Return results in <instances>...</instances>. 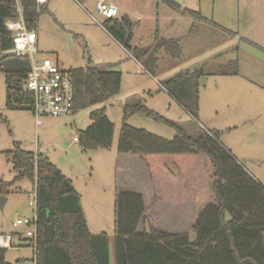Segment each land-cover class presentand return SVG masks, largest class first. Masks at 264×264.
Instances as JSON below:
<instances>
[{
	"label": "trees",
	"instance_id": "16d2710c",
	"mask_svg": "<svg viewBox=\"0 0 264 264\" xmlns=\"http://www.w3.org/2000/svg\"><path fill=\"white\" fill-rule=\"evenodd\" d=\"M19 3L29 28L37 29L47 4L38 10L36 0ZM17 17V1L0 0V72L5 75L7 109L32 110L33 97L24 89L31 60L10 52L13 37L5 26L7 19ZM103 27L153 73L156 58L145 59L150 50L131 46L130 21L107 19ZM236 53L219 74L240 75L238 48ZM69 71L74 80V112L103 104L120 93L119 71L101 70L91 60L87 66ZM205 74L204 68L182 70L163 82L194 118L199 116L200 79ZM135 113L171 125L178 133L167 139L134 127L127 120ZM90 119V125L79 132L80 145L84 149H109L115 125L106 107L93 109ZM13 145V149L0 153L9 158L17 174L12 181L0 178V195L8 196L24 179L37 185V264H264V185L220 142L216 130H202L193 137L143 102L124 107L118 158L133 159L136 166L126 171L124 163L118 164L122 165L120 174L125 173L136 190L116 186L112 247L106 232L90 231L74 181L46 154L25 150L18 141ZM201 157L210 167L212 200L194 216L192 231L165 230L155 221L149 224V209L156 210L167 199L179 200L182 193L186 194L181 175ZM7 251L0 248V264H11L6 260Z\"/></svg>",
	"mask_w": 264,
	"mask_h": 264
},
{
	"label": "rangeland",
	"instance_id": "374dc122",
	"mask_svg": "<svg viewBox=\"0 0 264 264\" xmlns=\"http://www.w3.org/2000/svg\"><path fill=\"white\" fill-rule=\"evenodd\" d=\"M77 1L94 13L93 3L84 2L83 0ZM120 1L123 4L126 3V0ZM150 1L144 0V4L149 7L148 11L153 12L154 9L148 4ZM173 1L182 7L187 6L194 10L205 11L209 14L207 16L215 12L217 20L230 27L235 33V38H232L229 44L223 46V50L227 52L220 59L225 60L231 55V48L239 45L240 64L246 78L236 80L243 84L246 89L250 88L251 85L253 91L257 90L260 93L257 96L262 97V101H259L254 94L252 98L246 97V105L249 100L257 102L259 114H250L252 117L251 122L243 123L242 120H237L238 114L228 112L229 109L225 107L220 108L222 96L226 92L221 77H209L207 86L203 85L201 90L202 106L198 118L192 117L166 89L164 90L172 97L166 95L167 97L164 98L162 107L157 113L177 123L180 128L193 137H198L202 130L215 129L214 125L219 127L217 129H220L221 133L220 142L232 152L251 175L264 185V89L260 87L264 86V0ZM57 5L60 8L57 15L48 13L49 8L54 7V4L43 9V12L39 15L37 27H40V33L44 41L57 49L61 59L69 62L72 67L84 66L87 59L85 50H90V47L80 36L77 38L74 34L68 33L64 29V25L65 20L69 21L73 23L72 26L75 29L74 23L84 19L85 13L71 0H60ZM129 5L134 8L137 7L134 2H130ZM162 15L164 16L163 12ZM139 18L142 19V17ZM102 19L101 21L104 20ZM207 19L210 18L207 17ZM147 31V24L144 23V28L139 30L137 35L147 36ZM98 36L102 42H108V39L104 36L99 34ZM39 53L35 55L36 59H39ZM56 56V53L48 54L42 59L54 60L53 57ZM211 65L214 68L215 63L211 62ZM66 68L69 67L66 66ZM246 79L258 85L249 83ZM203 84H205L204 81ZM239 87L237 84L232 85L231 90L234 91ZM162 96L157 95L156 100ZM115 97L103 104L79 110L67 116H45L38 126L32 110L7 109L5 75L0 72V150H11L14 147V141H18L25 150L34 152L39 150L41 153L46 154L76 184L82 195L83 208L90 231L92 233L106 232L110 237L111 247L114 238L116 186L136 190L131 188L127 175L125 173L120 174L122 165L119 166L118 161L124 163L126 171L136 166V162L132 163L133 159L122 161L118 158L117 144L124 109L113 103V100L116 102L118 100ZM230 98L234 100V98ZM169 100L170 105L168 104ZM216 103L217 105L213 106ZM235 104L236 107H239L244 102L237 101ZM103 106L108 108L116 125L113 145L109 149H84L80 142L75 140V137L79 136L80 130L90 125V112ZM244 115L247 116L248 114ZM127 122L134 127L146 129L167 139H173L178 133L175 127L144 114H131ZM227 125L240 126L238 129L235 128L230 131L225 130ZM227 139L234 143L233 147L228 144ZM16 174L9 158L4 153H0V178L12 181ZM180 179L185 182L186 194L182 193L179 200L167 199L156 210L149 209L150 214L147 215L149 224L155 221L158 226L159 224L162 225L161 227L165 230L192 231L194 216L202 206L212 200V181L207 160L204 157L199 158L194 166L189 167L181 175ZM34 186L35 184L28 179L17 182L12 187L14 191L7 196L8 201L5 208L0 209V225H4L9 230H14L23 237L22 241L16 237L14 242L19 246L9 248L6 253V260L11 264L34 263V249L25 238L28 228L24 225L14 226L15 228H13V223L17 218H27L33 215L34 209L29 205V201L31 199L30 192ZM172 202L178 203V205H174ZM152 215L154 217H151ZM18 260L21 262L19 263Z\"/></svg>",
	"mask_w": 264,
	"mask_h": 264
},
{
	"label": "crops",
	"instance_id": "0c3cea01",
	"mask_svg": "<svg viewBox=\"0 0 264 264\" xmlns=\"http://www.w3.org/2000/svg\"><path fill=\"white\" fill-rule=\"evenodd\" d=\"M71 1L75 2L80 9L83 10L85 13L84 19L78 20L74 23L76 26L75 29L72 26L73 23L65 20L64 29L68 31V33L74 34L77 38L80 36L87 46L90 47V50H85L87 54L86 65L79 67L87 66L91 60L92 63L101 70L119 71L122 73L121 90L115 97L118 98L117 102L113 100V103L118 104L124 109L127 105H134L143 102L145 107L149 110L159 112L162 103L164 102V98L167 97L166 95L172 97L164 90V81L171 79L182 70L204 68L206 74L200 79L201 90L203 85L207 86L209 77H221L223 81L222 85L226 88V92L223 96L234 98V100H232L230 97L223 98L222 96L220 108L223 109L225 107L226 109H229L228 112L238 114V119L235 118L237 120H242L243 123L251 122L252 117L250 114H259L257 102L249 100L246 105L245 100L247 96L252 98L254 94L259 101H262V97L257 96L260 93L257 90L253 91L250 84V88L246 89L243 84L236 80L239 78H246V76L243 75L241 64L240 75L238 76L219 74L221 67L236 57V48H238V57L240 56V48L239 45L233 46L230 50L231 55L225 60L220 59L224 57L227 52L223 50V46L229 44V41H231L232 38H235V33L230 27L223 25L224 23H222V21L217 20L215 12L210 14V16H207L209 14L205 11L194 10L187 6L182 7L173 0H151L148 4L154 9L152 12L148 11L149 7L145 6L144 0H126V3L124 4L120 0H111L119 8L120 15L117 19H127L132 25L133 37L131 40V46L134 48L149 49L150 51L145 59L150 56L156 58L153 64L154 71L151 73L147 70L143 62L138 60L130 51H128L117 39H115V37H113L111 33H109L103 26L93 22L87 12L82 8L80 2L77 0ZM83 1L94 3V0ZM58 2H60V0H50L45 8H49V5L53 4L54 7L49 8L50 10L48 13L51 15H57V13H59L58 11L60 8L57 5ZM130 2H134L137 7L134 8L130 6ZM162 12L164 13V16L162 15ZM139 17H142V19ZM207 17L210 19H207ZM57 18L61 17L58 16ZM144 23L147 24L148 28L147 36L137 35L139 34V30L144 28ZM38 27L36 29L40 52L38 60L41 61L44 56L56 53L57 56L53 57V59L57 62L59 67L66 70L77 68L72 67L69 65V62L59 57L57 49H54L52 47L53 45H49L44 41L40 33V27ZM98 34L107 38L108 42L106 43L99 40ZM164 40L167 41L165 45L162 44ZM207 50H209L208 53ZM204 54L208 55H205V57ZM211 62L215 63L214 68L212 67ZM66 66L69 68H66ZM246 80L249 81V83H254L249 79ZM203 81L206 85L203 84ZM235 84L240 87L232 91L231 86ZM260 87L264 89V86ZM157 95L163 96L156 100ZM200 96H202V93ZM237 101H242L244 104L236 107L237 105L235 102ZM168 104L170 105V100ZM216 105L217 103L213 106ZM201 106L202 97H200V108ZM106 113L112 120L107 107ZM244 114L248 115L245 116ZM214 126L215 129L213 130L220 133V129H217L219 127H216V125ZM239 126L240 125H227L225 130L231 131L235 128L238 129ZM227 142L233 147L234 143H232L230 139H227ZM13 228H15L14 225ZM8 232L16 233L14 230H9L4 225H0V233Z\"/></svg>",
	"mask_w": 264,
	"mask_h": 264
},
{
	"label": "built area",
	"instance_id": "2783aa9c",
	"mask_svg": "<svg viewBox=\"0 0 264 264\" xmlns=\"http://www.w3.org/2000/svg\"><path fill=\"white\" fill-rule=\"evenodd\" d=\"M16 1L18 17L16 19H7L5 26L13 37L14 46L10 52L18 56L28 57L31 60V69L26 77L24 89L33 97L32 111L39 126L41 119L45 116H67L74 112V80L70 71L59 67L56 61L47 58L39 61L35 58V55L39 53L37 31L29 28L19 0ZM36 2L38 10H40L50 0H36ZM81 6L93 22L100 26H103L104 20L114 19L119 16V8L111 0H94V13L86 8L84 4H81ZM101 18L104 20L102 19L103 21H101ZM77 139L78 137H75V140ZM30 193L29 205L34 209L33 215L27 218H17L13 225L15 227L24 225L28 228L25 238L32 245L35 254L38 230L36 184ZM16 237L20 241L23 240L22 235L19 233H0V248L9 249L19 246L14 242ZM33 261V264H37L36 254ZM21 264H25V262H21Z\"/></svg>",
	"mask_w": 264,
	"mask_h": 264
},
{
	"label": "water",
	"instance_id": "95a60500",
	"mask_svg": "<svg viewBox=\"0 0 264 264\" xmlns=\"http://www.w3.org/2000/svg\"><path fill=\"white\" fill-rule=\"evenodd\" d=\"M8 200L6 195H0V209L3 210L5 208V204Z\"/></svg>",
	"mask_w": 264,
	"mask_h": 264
}]
</instances>
